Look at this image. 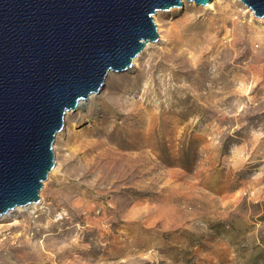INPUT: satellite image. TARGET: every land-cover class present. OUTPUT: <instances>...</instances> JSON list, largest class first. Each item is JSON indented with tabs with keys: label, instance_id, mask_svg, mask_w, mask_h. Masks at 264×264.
Here are the masks:
<instances>
[{
	"label": "rangeland",
	"instance_id": "obj_1",
	"mask_svg": "<svg viewBox=\"0 0 264 264\" xmlns=\"http://www.w3.org/2000/svg\"><path fill=\"white\" fill-rule=\"evenodd\" d=\"M66 115L41 200L0 217V264H264V17L185 0Z\"/></svg>",
	"mask_w": 264,
	"mask_h": 264
},
{
	"label": "water",
	"instance_id": "obj_2",
	"mask_svg": "<svg viewBox=\"0 0 264 264\" xmlns=\"http://www.w3.org/2000/svg\"><path fill=\"white\" fill-rule=\"evenodd\" d=\"M242 1L264 17V0ZM184 3L0 0V217L40 202L67 113L99 94L111 72L132 70L160 39L157 12Z\"/></svg>",
	"mask_w": 264,
	"mask_h": 264
},
{
	"label": "bare ground",
	"instance_id": "obj_3",
	"mask_svg": "<svg viewBox=\"0 0 264 264\" xmlns=\"http://www.w3.org/2000/svg\"><path fill=\"white\" fill-rule=\"evenodd\" d=\"M92 95H93V94H92ZM92 95H91V96H92ZM81 102H82V101H81ZM81 102L79 103V105L81 104ZM70 112H71V111H69V113H70ZM63 130H65V129H63ZM60 133H61V132H60ZM60 133H59V134H60ZM59 136H60V135H59ZM34 204H36V203H34ZM34 204H32V205H34ZM30 205H31V204H30ZM27 206H28V205H27ZM21 207H26V206H19V207H17V208H21Z\"/></svg>",
	"mask_w": 264,
	"mask_h": 264
}]
</instances>
